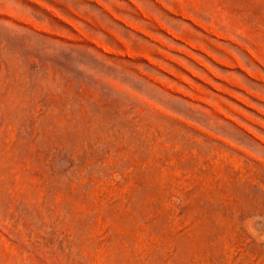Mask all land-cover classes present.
Segmentation results:
<instances>
[{"label":"rangeland","instance_id":"rangeland-1","mask_svg":"<svg viewBox=\"0 0 264 264\" xmlns=\"http://www.w3.org/2000/svg\"><path fill=\"white\" fill-rule=\"evenodd\" d=\"M0 264H264V0H0Z\"/></svg>","mask_w":264,"mask_h":264}]
</instances>
